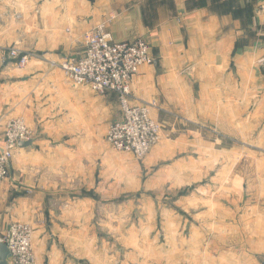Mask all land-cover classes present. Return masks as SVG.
Wrapping results in <instances>:
<instances>
[{
    "label": "crops",
    "instance_id": "obj_1",
    "mask_svg": "<svg viewBox=\"0 0 264 264\" xmlns=\"http://www.w3.org/2000/svg\"><path fill=\"white\" fill-rule=\"evenodd\" d=\"M99 25L115 42L141 38L149 45L154 63L132 78L130 103L154 102L158 110L151 115L158 121L165 113L195 118L201 110L196 91L209 88L219 91L215 112L229 123L233 98L237 112L246 113L248 82L264 88V0H0V146L14 118L35 139L31 148L13 151L9 176L0 184V232L29 222L40 209L39 197L51 186L46 177L71 173L72 161L82 177L84 159L75 160L73 147L87 149L89 131L102 129L105 110L111 122L120 118L113 94L73 87L50 66L77 59L83 35ZM11 48L30 54L24 68L7 60ZM262 87L254 95L259 120Z\"/></svg>",
    "mask_w": 264,
    "mask_h": 264
},
{
    "label": "rangeland",
    "instance_id": "obj_2",
    "mask_svg": "<svg viewBox=\"0 0 264 264\" xmlns=\"http://www.w3.org/2000/svg\"><path fill=\"white\" fill-rule=\"evenodd\" d=\"M261 87L248 82L246 113L233 98L232 127L215 112L219 91H196V117L165 113L166 139L161 133L141 159L106 143L112 116L105 110L87 149L73 147L75 160L84 159L82 177L76 161L71 173L46 177L51 186L26 221L35 264H90L80 257L92 264H261L264 117L254 96Z\"/></svg>",
    "mask_w": 264,
    "mask_h": 264
},
{
    "label": "built area",
    "instance_id": "obj_3",
    "mask_svg": "<svg viewBox=\"0 0 264 264\" xmlns=\"http://www.w3.org/2000/svg\"><path fill=\"white\" fill-rule=\"evenodd\" d=\"M30 59V54L14 48L7 52V60L18 69L24 68ZM153 63L150 47L143 39L115 42L105 26L99 25L83 35V52L77 59L50 63V66L61 71L73 87L116 96L120 118L108 125L105 141L115 151L141 159L158 143L162 123L152 118L151 111L157 109L154 102L130 103V83L140 67ZM30 139L33 133L21 118L6 122L0 146V184L9 176V163L17 143ZM32 238L33 230L26 223H10L0 232V243L10 254L8 264H35Z\"/></svg>",
    "mask_w": 264,
    "mask_h": 264
},
{
    "label": "water",
    "instance_id": "obj_4",
    "mask_svg": "<svg viewBox=\"0 0 264 264\" xmlns=\"http://www.w3.org/2000/svg\"><path fill=\"white\" fill-rule=\"evenodd\" d=\"M260 68L264 75V61L260 63ZM34 142H35V139H30L26 142H18L17 148L18 149L31 148ZM9 256L10 254L6 246L0 243V264H8L7 260ZM261 264H264V261Z\"/></svg>",
    "mask_w": 264,
    "mask_h": 264
}]
</instances>
